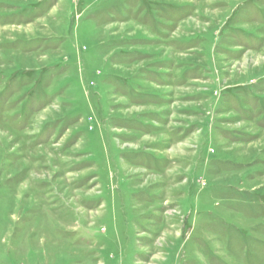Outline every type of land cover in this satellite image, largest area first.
<instances>
[{
  "label": "rangeland",
  "instance_id": "obj_1",
  "mask_svg": "<svg viewBox=\"0 0 264 264\" xmlns=\"http://www.w3.org/2000/svg\"><path fill=\"white\" fill-rule=\"evenodd\" d=\"M0 264H264V0H0Z\"/></svg>",
  "mask_w": 264,
  "mask_h": 264
}]
</instances>
